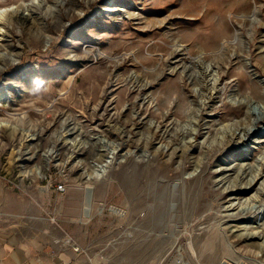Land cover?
<instances>
[{
    "label": "rangeland",
    "instance_id": "1",
    "mask_svg": "<svg viewBox=\"0 0 264 264\" xmlns=\"http://www.w3.org/2000/svg\"><path fill=\"white\" fill-rule=\"evenodd\" d=\"M263 206L264 0H0V210L88 264H264Z\"/></svg>",
    "mask_w": 264,
    "mask_h": 264
},
{
    "label": "crops",
    "instance_id": "2",
    "mask_svg": "<svg viewBox=\"0 0 264 264\" xmlns=\"http://www.w3.org/2000/svg\"><path fill=\"white\" fill-rule=\"evenodd\" d=\"M0 264H88V256L48 217L1 209Z\"/></svg>",
    "mask_w": 264,
    "mask_h": 264
},
{
    "label": "bare ground",
    "instance_id": "3",
    "mask_svg": "<svg viewBox=\"0 0 264 264\" xmlns=\"http://www.w3.org/2000/svg\"><path fill=\"white\" fill-rule=\"evenodd\" d=\"M232 7V6H231ZM231 7L230 6H224V7H222V8H220V10H219V12H222V11H224V10H231ZM209 16V15H208ZM223 26H225V24L223 25ZM218 31H216V33H217V37H221V36H224L225 34H226V30H225V27H224V29H223V27H222V25H220V24H218V29H217ZM12 130H11V132L13 133V134H15L16 133V130H15V128H11ZM113 146L112 147V149H110L111 151L109 152V154H108V156H107V159L108 160H105V162L104 163H102L101 165H97L96 167H95V169L91 172V174L90 175H88V177H87V180L90 182V180H92V178L93 177H95V175L94 174H96V176L97 177H100L102 174H104L106 171H107V169L109 168V166L113 163V161L115 160V158H116V155H117V153L118 152H116L117 151V148L114 146V145H112L111 143H109V142H106V144L105 145H103V147L105 148V147H107V146ZM51 158H49V159H53V158H56L57 159V157L59 156V154H58V150H56V149H53V151L51 152ZM72 157V156H71ZM69 158V157H68ZM71 159V158H70ZM69 160V159H68ZM77 160V159H76ZM70 161V160H69ZM78 162H80L81 160H77ZM58 162V161H57ZM68 162V161H67ZM66 162V163H67ZM63 163H65V162H63ZM37 172L39 173V174H41V175H43V172H42V169L41 168H38V170H37ZM158 174V173H157ZM145 175H147V172H146V174ZM149 176V175H148ZM156 176V175H155ZM147 177V176H146ZM139 178V177H138ZM145 178V177H144ZM155 179V178H154ZM134 180H135V178H134ZM141 180V179H140ZM143 180V179H142ZM147 180V179H146ZM136 181H137V179H136ZM152 183H153V181H152ZM146 184V183H145ZM148 184V183H147ZM151 184V183H150ZM143 185V184H142ZM145 186V185H144ZM143 186V187H144ZM147 186V185H146ZM149 186V185H148ZM154 187V186H153ZM153 187H152V189H153ZM150 189V188H149ZM137 190V189H136ZM154 190V189H153ZM141 192V191H140ZM149 192V191H148ZM153 192V191H152ZM144 193V192H143ZM159 193V192H158ZM148 194V193H147ZM157 194V193H156ZM141 195V194H140ZM152 195V194H151ZM143 196V195H142ZM148 196H149V194H148ZM147 197V196H146ZM151 197V196H150ZM142 198V197H141ZM86 199H87V195H86ZM140 199V198H139ZM147 199V198H146ZM149 199V198H148ZM88 203H89V200H88ZM90 205L88 204V206L85 208V211H86V213H88L89 211H90V207H89ZM258 214H260L261 216H263V218H264V206L262 207V208H260V210H259V213ZM251 227V226H250ZM249 226H247V224H246V226L244 225V230H242V231H240V234H239V238L241 239H246L247 240V238L249 239L250 238V242H249V244L250 245H253L254 247H256L257 249H258V251H259V253H258V256H262V257H264V223L262 224V225H260V226H258V229H262V231L261 232H249ZM232 233L234 232V230H232L231 231ZM142 237V236H141ZM137 239V238H136ZM140 239V238H139ZM138 244V243H137ZM136 244V245H137ZM258 261V263L259 264H261L260 262H259V260H257ZM243 263V262H242ZM223 264H225V263H223ZM226 264H228V263H226ZM236 264H241V263H237L236 262Z\"/></svg>",
    "mask_w": 264,
    "mask_h": 264
},
{
    "label": "built area",
    "instance_id": "4",
    "mask_svg": "<svg viewBox=\"0 0 264 264\" xmlns=\"http://www.w3.org/2000/svg\"><path fill=\"white\" fill-rule=\"evenodd\" d=\"M59 189L63 190V186H60ZM75 251L81 252V249L79 247L75 246Z\"/></svg>",
    "mask_w": 264,
    "mask_h": 264
}]
</instances>
